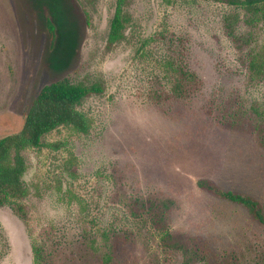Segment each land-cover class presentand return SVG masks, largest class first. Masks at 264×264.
I'll return each mask as SVG.
<instances>
[{
    "label": "rangeland",
    "instance_id": "374dc122",
    "mask_svg": "<svg viewBox=\"0 0 264 264\" xmlns=\"http://www.w3.org/2000/svg\"><path fill=\"white\" fill-rule=\"evenodd\" d=\"M117 2L0 0V139L45 85L104 86L79 107L85 131L26 150L27 193L0 206V264H102L119 234L122 264H264V226L197 184L264 209V4L126 0L109 44Z\"/></svg>",
    "mask_w": 264,
    "mask_h": 264
},
{
    "label": "trees",
    "instance_id": "16d2710c",
    "mask_svg": "<svg viewBox=\"0 0 264 264\" xmlns=\"http://www.w3.org/2000/svg\"><path fill=\"white\" fill-rule=\"evenodd\" d=\"M231 5L246 6L255 10L261 8L264 0H218ZM126 0H118L115 15L111 21L109 44H115L123 38L127 16L124 13ZM54 40L53 32L51 41ZM257 69L264 75V57L258 62ZM190 78L196 82L197 75L189 72ZM196 86V83L194 84ZM104 86L100 82L86 84L71 82L67 78L55 80L45 85L30 104L22 130L19 133L0 139V206L10 199L24 198L27 189L24 174L27 169L25 152L30 147H40L44 137L61 126H71L85 131L87 128L85 115L79 107L88 98L102 94ZM196 95V93H192ZM198 186L221 199L243 205L251 215L264 226V209L262 204L250 195L226 190L210 179H200ZM176 203L167 200L155 207L163 215H167ZM106 245L102 264H122L121 256L127 254L125 236L114 235ZM224 264H230L227 255H222Z\"/></svg>",
    "mask_w": 264,
    "mask_h": 264
},
{
    "label": "water",
    "instance_id": "95a60500",
    "mask_svg": "<svg viewBox=\"0 0 264 264\" xmlns=\"http://www.w3.org/2000/svg\"><path fill=\"white\" fill-rule=\"evenodd\" d=\"M52 29H54V27H53V26H51L50 30H52Z\"/></svg>",
    "mask_w": 264,
    "mask_h": 264
}]
</instances>
